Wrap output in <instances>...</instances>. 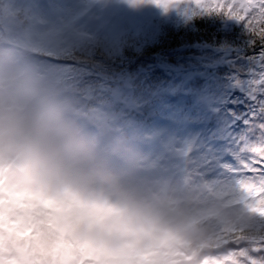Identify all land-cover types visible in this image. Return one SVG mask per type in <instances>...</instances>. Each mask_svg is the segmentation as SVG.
I'll return each mask as SVG.
<instances>
[{
  "label": "rangeland",
  "instance_id": "obj_1",
  "mask_svg": "<svg viewBox=\"0 0 264 264\" xmlns=\"http://www.w3.org/2000/svg\"><path fill=\"white\" fill-rule=\"evenodd\" d=\"M188 9L194 15L201 12L190 0L167 9L154 0H0V51L8 53L12 62L27 59L59 76L64 69L51 59L52 55H62L75 46L95 44L115 55L119 39L130 41V37L141 33L145 25L151 26L158 34L164 23L177 21L178 17L187 14ZM35 49L44 53L45 58L28 57L29 51ZM228 62L235 66L229 74L238 75L230 74L223 79L225 87L210 84L207 79L204 90L196 91L191 97L188 109H183L182 102L156 103L149 111L151 123L142 126L125 122L121 111L103 110L95 102L86 113L88 119L84 121V128L94 145L99 170L114 190L172 211L187 210L188 206L204 199L223 200L244 209L253 221L250 230L260 229L262 232L264 172L253 167L260 155L253 149L264 147V129L261 128L264 112L258 121L245 118L231 108L237 104V99L229 100L228 97L234 93L231 89H236L241 97L256 92V81L264 74V66L258 71H247L245 80L241 70L246 71L248 66L243 64L240 67L235 60ZM185 73L174 76L177 79L175 84L164 85L161 79H156V84L151 86L161 93L181 92L191 79L186 76L188 72ZM127 84V89H131L134 80L130 79ZM211 86H216V90H211ZM219 87L227 92H221ZM122 93L112 96L113 103L126 98V104H122L124 111L126 107L138 109L135 105L140 101ZM87 122L93 125L87 126ZM119 123L128 130L122 137L128 134L129 139L137 138L142 145L131 149V158L124 160V164L118 161L115 165L111 153L116 143L105 139L107 135L103 131L109 133L106 128L110 126L119 134ZM100 131V139L105 142L98 145L94 133ZM121 156L124 155L121 153ZM191 218L205 222L207 216L203 210H198ZM238 229L247 228L219 226V243H226L225 233ZM248 232L244 237H248L245 236L249 235ZM246 240L249 244L244 248L236 243L237 250L229 248L211 258L221 264H264V258L256 260L259 255L251 254L263 249L262 243L250 236ZM246 240L240 244L248 243Z\"/></svg>",
  "mask_w": 264,
  "mask_h": 264
},
{
  "label": "clouds",
  "instance_id": "obj_2",
  "mask_svg": "<svg viewBox=\"0 0 264 264\" xmlns=\"http://www.w3.org/2000/svg\"><path fill=\"white\" fill-rule=\"evenodd\" d=\"M8 57L0 51V264H221L217 228L251 229L223 200L172 211L114 190L72 89ZM198 210L205 222L191 218Z\"/></svg>",
  "mask_w": 264,
  "mask_h": 264
},
{
  "label": "trees",
  "instance_id": "obj_3",
  "mask_svg": "<svg viewBox=\"0 0 264 264\" xmlns=\"http://www.w3.org/2000/svg\"><path fill=\"white\" fill-rule=\"evenodd\" d=\"M186 12L187 14L178 17L177 21L164 23L158 34L151 26L145 25V29L132 35L130 41L119 39L115 55L108 54L101 46L95 44L86 47L75 46L56 56L55 61L63 64L67 71L65 84L74 94L88 95L89 100L97 102L103 110L121 111L125 122L145 124L150 121L149 111L156 103L182 102L183 107L188 109L191 106V97L196 91L204 90L207 79L210 84L225 87L223 79L230 74L238 75H233L232 72L229 74L231 68L235 67L231 66V62L227 63L229 60H235L240 67L243 64L248 66H244L246 71L241 70L244 78L248 75L247 71H258L264 66V58L260 56L261 50L258 45H253L254 37L244 21L229 18L223 11L201 9L196 15L189 9ZM191 61L196 62L191 64ZM185 72H188L186 76L191 79L181 92L161 93L152 87L156 84V79H161L164 85L175 84L177 79L174 76L186 74ZM130 79L134 80V86L127 89ZM223 87L218 89L226 93ZM211 88L216 90L217 87ZM151 89H154L153 92ZM231 90L234 93L228 97L229 100L237 99V104L231 107L232 110L241 116L245 115V118L258 121L264 112V87L258 85L256 92L249 96L251 98L246 93L241 97L236 89ZM117 92L127 93L135 101H140L135 105L138 109L126 107L124 111L122 104H126V98L113 103L112 96ZM261 128L264 129L262 125ZM123 145V151L128 153L134 141L125 137ZM259 230L238 229L229 234L225 233L226 243H219V247L212 250L211 256L226 252L229 248L237 250L236 243L244 248L249 244L246 238L250 236L259 240L263 246V249L251 254H258L259 257L255 259L263 260L264 231ZM247 231H250L249 235L244 237ZM245 240L248 243L240 244Z\"/></svg>",
  "mask_w": 264,
  "mask_h": 264
},
{
  "label": "snow or ice",
  "instance_id": "obj_4",
  "mask_svg": "<svg viewBox=\"0 0 264 264\" xmlns=\"http://www.w3.org/2000/svg\"><path fill=\"white\" fill-rule=\"evenodd\" d=\"M159 6L167 9L175 7L186 0H154ZM198 8L207 11H223L226 15L245 22L254 39V46H259L260 56L264 58V0H190ZM258 85L264 87V74L256 81ZM264 127V125H262ZM260 153L254 168L264 172V147L253 149Z\"/></svg>",
  "mask_w": 264,
  "mask_h": 264
}]
</instances>
